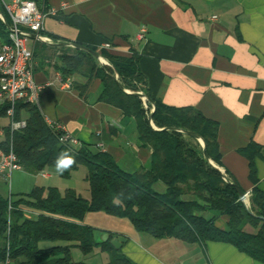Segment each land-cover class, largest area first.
Listing matches in <instances>:
<instances>
[{
  "label": "crops",
  "instance_id": "0c3cea01",
  "mask_svg": "<svg viewBox=\"0 0 264 264\" xmlns=\"http://www.w3.org/2000/svg\"><path fill=\"white\" fill-rule=\"evenodd\" d=\"M35 2L43 11L56 10L45 17L44 40L31 36L27 41L33 49L34 81L42 86L36 106L45 120L62 124L80 146L108 153L127 174L145 169L152 148L140 142L133 117L99 101L101 80L93 79L82 97L77 85L86 77L75 73L64 78L56 68L60 54L76 49L70 44L115 56L134 55L154 101L192 107L217 123L220 164H215L249 194V204L255 185L241 150L251 143L260 146L254 165L256 186L264 191V0ZM141 28L145 36L138 39ZM67 79L70 87L64 83ZM15 171L51 178L46 170L42 172L47 176ZM151 187L160 194L166 191L161 181ZM227 221V215H218L214 223L225 228ZM120 223L112 234L127 238L121 251L138 264H261L230 243L156 238L136 231L128 220ZM257 229L245 226L249 232Z\"/></svg>",
  "mask_w": 264,
  "mask_h": 264
},
{
  "label": "trees",
  "instance_id": "16d2710c",
  "mask_svg": "<svg viewBox=\"0 0 264 264\" xmlns=\"http://www.w3.org/2000/svg\"><path fill=\"white\" fill-rule=\"evenodd\" d=\"M0 12L5 19V22L0 19V40L5 41L11 19L1 5ZM88 47L110 65L100 67L87 52L72 49L60 54L57 70L64 78L75 73L86 77L84 84L77 85L82 97L91 81L99 78L102 83L99 101L134 118L140 142L152 148L151 160L145 169L127 174L108 153L86 145L74 147L69 141L60 142L62 132L47 124L36 105L21 101L16 104L15 120H24L25 126L13 132L5 106L0 107L2 151L7 152L11 145L21 168L34 175L54 168L61 177H69L84 166L89 189L88 198L73 189L62 192L55 186L42 185L15 196L0 193V264H76L72 248L88 255L95 247L108 252L109 264H138L109 242L96 244L95 229L83 223L91 212L127 219L136 231L156 238L230 243L264 264V219L260 218L264 217V191L256 186L254 165L260 146L251 143L241 150L249 160V179L255 185L249 210L239 201L234 186L205 161L202 152L189 144L184 134L170 130L196 133L204 140L210 159L220 164L217 123L192 107L177 108L154 101L145 88V78L134 55L115 56ZM119 83L130 91H142L153 102L155 109L150 117L157 129L151 126L142 100L124 92ZM157 181L166 186L162 194L151 187ZM186 196L190 199H185ZM207 211L213 214L206 216ZM218 215L228 216L225 228L215 225ZM246 225L258 229L249 232Z\"/></svg>",
  "mask_w": 264,
  "mask_h": 264
},
{
  "label": "built area",
  "instance_id": "2783aa9c",
  "mask_svg": "<svg viewBox=\"0 0 264 264\" xmlns=\"http://www.w3.org/2000/svg\"><path fill=\"white\" fill-rule=\"evenodd\" d=\"M0 5L11 19V23L7 26L10 28V34L18 38L22 46V53L15 71L7 72L8 50L4 44L0 43V107L5 106V116L8 120L10 132H13L25 126L24 120H15L16 104L21 101L37 105L38 92L42 89V86L37 85L34 81L33 49L27 41L31 36L44 40L41 31L44 28L45 17L48 14H54L56 10L51 8L43 11L38 8L35 0H0ZM0 19L5 22L3 15H0ZM214 19H216V16H214ZM144 36L145 28H141L137 38L143 39ZM106 46L108 47V44ZM58 80L62 81V78L58 77ZM64 83L67 87L71 85L69 79ZM145 107L147 106L145 105ZM46 122L54 130L62 132L59 138L60 142L69 141L72 146L80 147L77 139L68 134L62 124L47 120ZM20 169L22 168L11 145L7 152H0V178L7 185L10 186L12 172ZM40 174L47 176L43 172H40Z\"/></svg>",
  "mask_w": 264,
  "mask_h": 264
},
{
  "label": "rangeland",
  "instance_id": "374dc122",
  "mask_svg": "<svg viewBox=\"0 0 264 264\" xmlns=\"http://www.w3.org/2000/svg\"><path fill=\"white\" fill-rule=\"evenodd\" d=\"M97 63L98 65L101 64L98 61ZM142 105L149 118L152 112L151 106L148 104V107H145L143 102ZM184 138L189 144L195 147L198 152H202V145L198 139L190 136H185ZM46 171L51 174V178L47 180L38 177L35 179L34 176L28 175L24 172L16 173V171H14L10 179V186L5 182H0V193L5 197H9L10 194L15 196L19 193H26L30 191L34 184H42L46 186H55L62 192L67 189H73L83 197H89V189L88 183L85 180L84 166L74 170L69 177H61L54 168H48ZM88 220L90 222H88ZM123 220L127 219L107 215L103 212H91L85 217L86 224L92 226L94 229L106 230L111 234L122 226V223L120 222ZM71 255L73 262L76 264H109L108 252L102 250L100 247H95L88 255L83 254L78 248H72Z\"/></svg>",
  "mask_w": 264,
  "mask_h": 264
},
{
  "label": "water",
  "instance_id": "95a60500",
  "mask_svg": "<svg viewBox=\"0 0 264 264\" xmlns=\"http://www.w3.org/2000/svg\"><path fill=\"white\" fill-rule=\"evenodd\" d=\"M0 15H2V13L0 12ZM72 45L74 48L82 50L84 52H87L88 54H90L91 56H93L99 63H101L102 65H109L108 62H102L100 59L103 58L97 51H94L92 49H90L87 46L84 45H80V44H70ZM114 78L117 80L118 79V75L115 74ZM119 87L126 93L129 94H134L136 96H138L142 102L144 103V105H146L148 107V104L151 106V111L153 112L155 109V106L153 104V102L142 92V91H130L126 88H124L122 86V84L119 83ZM151 112V113H152ZM151 126L154 129H157L152 120L151 117H149ZM170 130H175L177 132H181L182 134H184L185 136H190V137H194L198 140H201L202 142V154H203V158L205 159L206 162H208L214 169L218 170L221 174L222 179L229 183L232 184L234 186V188L237 191L238 194V199L239 201L243 202V204L246 206L247 209L250 210L249 208V194L246 193L245 191H243L241 189V187L234 181L232 180L230 177H228L223 171H221L216 164L210 159V157L208 156L207 152H206V145L204 140L198 136L196 133L184 130V129H170ZM251 214H254L252 211H250ZM261 219H264V217H260ZM94 240L96 242V244H103L106 242H109L110 245L115 249V250H120L122 248V245L127 241V238L122 236V235H114L111 236V233L108 231H104V230H95L94 231Z\"/></svg>",
  "mask_w": 264,
  "mask_h": 264
},
{
  "label": "bare ground",
  "instance_id": "6f19581e",
  "mask_svg": "<svg viewBox=\"0 0 264 264\" xmlns=\"http://www.w3.org/2000/svg\"><path fill=\"white\" fill-rule=\"evenodd\" d=\"M7 39L4 41L0 40L1 44H4L6 49L8 50V58L6 60V71L7 72H14L17 63L20 59L21 53H22V46L21 43L19 42L18 38L13 37L10 34V28H9V33L7 34ZM102 62H105L104 58L100 59ZM201 142V140H199ZM202 145V142H201Z\"/></svg>",
  "mask_w": 264,
  "mask_h": 264
},
{
  "label": "snow or ice",
  "instance_id": "6c2138e0",
  "mask_svg": "<svg viewBox=\"0 0 264 264\" xmlns=\"http://www.w3.org/2000/svg\"><path fill=\"white\" fill-rule=\"evenodd\" d=\"M65 163H68L67 161H65Z\"/></svg>",
  "mask_w": 264,
  "mask_h": 264
}]
</instances>
